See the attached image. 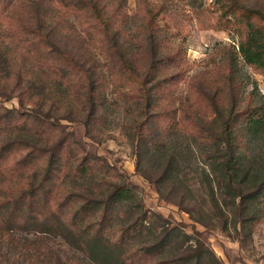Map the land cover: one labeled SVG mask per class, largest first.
I'll use <instances>...</instances> for the list:
<instances>
[{
	"label": "rangeland",
	"instance_id": "374dc122",
	"mask_svg": "<svg viewBox=\"0 0 264 264\" xmlns=\"http://www.w3.org/2000/svg\"><path fill=\"white\" fill-rule=\"evenodd\" d=\"M229 1L0 0V200L27 190L49 151L67 150L63 182L46 190L42 208L7 219L0 208V264H97L57 223L70 208L54 198L106 195L112 183L129 192L112 205L111 238L142 212L168 222L153 218L128 244L163 239L160 252L128 264H159L195 253L198 243V260L185 264H264V189L256 185L264 68L239 51L248 23L264 28V20ZM236 1L264 13V0ZM250 113L261 122L247 124ZM229 116L242 151L237 169L248 171L243 220L234 215V188L216 182L223 166L215 136ZM81 162L87 169L78 172ZM38 212L49 229L21 224L19 216Z\"/></svg>",
	"mask_w": 264,
	"mask_h": 264
},
{
	"label": "trees",
	"instance_id": "16d2710c",
	"mask_svg": "<svg viewBox=\"0 0 264 264\" xmlns=\"http://www.w3.org/2000/svg\"><path fill=\"white\" fill-rule=\"evenodd\" d=\"M229 6H238L246 9L264 20V13L262 11L246 7L236 0H230ZM90 7L96 18L99 19L101 17L99 7L95 3H92ZM239 49L242 57L247 63L264 68V28L248 23L245 38L239 44ZM120 60L124 67L130 69L125 55L121 54ZM249 115L250 116L246 119L247 124H257L261 122L260 116H256L252 113ZM217 135L215 139L218 140L219 144H222L221 148L218 149L221 154L218 159L220 158L219 161L223 168L216 182L220 185L225 184L234 188L235 192H233L234 194L232 196L239 197V205L235 204V200H233L234 205L239 206V209L234 215L243 220L241 205L244 203V197L241 196V187L246 182L245 178L248 175V171L243 172L237 169V165L240 164L242 159V151L237 147L238 143H235L231 116L223 121L222 130ZM66 151L63 150L62 146H57L55 150L49 151L48 160L36 168V172L40 175L39 178L29 181L27 184L28 189L18 192L17 195L13 197L14 199L0 200V208L3 209L5 215L7 214L6 219L8 215L17 217L19 211H23L24 207L29 209L32 205H36L42 208V206L47 203L48 197L45 195L47 192L46 190H49L54 185L59 189L61 182H63V175L67 172V170H63L66 167V163L63 161V156H66L67 153ZM78 165H80L82 170L76 171H86L87 168L84 162L78 163L77 167ZM68 174L70 173L68 172L67 175ZM159 180L156 182L159 183L161 181ZM256 181L258 191H261L262 188L264 189V173L260 175ZM111 187L112 189H110L106 195L100 196L66 192L62 198H60V203L56 202V199H59L56 196L54 198V202L57 204L56 207L70 208L66 220H59L56 218L57 223L60 225L62 224L64 228L72 232L71 234H75L73 235L74 239L77 244L80 245L82 251L97 264H113V262L114 264H128L126 259H129L130 256L140 259L157 255L160 249L165 246L163 239L150 244H143L134 250H130L128 247V244H130V248H132L131 241L136 236H139L143 229L151 226L149 224L153 222V218L156 217L163 222H167L154 212H142L138 214L128 224L123 225L114 238H111L110 230L112 231V229L110 227L112 226H110L109 223L112 219V205L114 201L116 202L128 198L129 192V189L125 188V186L116 183H112ZM208 187L210 190L209 196L213 201L212 205L217 207V199L213 196V185L208 182ZM37 189H39V194L34 192V190ZM158 191L163 195L159 188ZM42 193H44V196ZM165 199L168 200V198ZM178 205L187 213L191 212L189 208H183L182 205ZM11 207L12 211L8 212ZM37 214L39 218L36 217ZM42 216L43 214L38 212L34 218L29 216L26 218L23 216L19 217L24 227H32V229L37 231H46L45 229H49V227H47L49 222L46 220L48 217L41 219L40 217ZM50 220L53 222L52 217ZM195 221L199 220L195 219ZM169 230V228L163 227L162 233L166 234ZM200 245V243H198V246L195 245V253H188L187 251L185 254H181L178 257L161 260L159 264H185L187 260L192 257H196V260H198L200 254L198 251L203 248Z\"/></svg>",
	"mask_w": 264,
	"mask_h": 264
}]
</instances>
